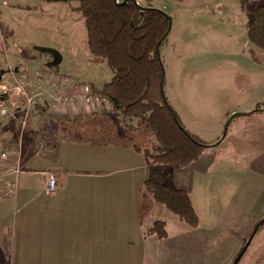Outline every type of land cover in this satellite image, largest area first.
<instances>
[{
  "label": "crops",
  "instance_id": "0c3cea01",
  "mask_svg": "<svg viewBox=\"0 0 264 264\" xmlns=\"http://www.w3.org/2000/svg\"><path fill=\"white\" fill-rule=\"evenodd\" d=\"M155 1L146 7L162 9ZM243 1L200 0V3L207 9L212 6L210 11L216 19L231 20L233 15H239L238 5ZM244 3L249 4V0ZM247 15L250 16L249 13ZM245 40L237 45H240L239 57H245L246 61L244 64L234 63L232 70L236 77L219 78L217 92L220 89L221 94L216 98L221 103V111L202 114L217 115L219 118L215 123L219 126L218 130L226 125L232 113H243L240 116L250 118L234 121L229 136L219 140L217 145L207 149L208 153L188 166L184 184L171 183L175 179L173 176L169 183L175 187H185L191 193L194 174L210 172L216 166L218 179L241 180L235 186L236 193L253 194L250 200L252 204L249 200L242 203L246 205V210H251L256 196L254 180L256 177L264 179L263 175L257 174L264 164V139L252 140L249 129L264 127V79L256 83L259 85L257 88L250 89L252 82L238 77V74L246 75L247 68L251 66L257 72H262L261 69L264 72V50L251 43L247 36ZM41 48L44 47L30 52L27 59L24 53L17 51L12 56V63H17L0 73V84L12 86L11 82L20 81L27 87L26 95H14L9 100H4L0 92V150L13 149L8 162L0 170V180L5 172L11 171L10 168L14 169L17 165L21 168L17 196L14 199L0 196V253L10 251L11 246L14 255H49V264H54L53 255H71L75 261L73 264H91V191L96 198L92 208L97 224L101 222L102 212L105 215L103 220L115 223L117 219L123 220L122 213L128 214L129 209L139 218L144 232L156 220L147 213L149 207L156 203L151 204L153 200L145 191L144 182L149 166L144 150L148 143L157 140L146 121V115L126 116L106 105L74 103L55 106L51 95L58 87L48 84L46 73L42 70L58 64L50 62L51 56H42ZM22 59L24 62H21ZM95 61L105 62L91 54V62ZM26 67L35 73V77L29 75V82L21 77ZM74 80L78 81L76 78ZM105 82L97 84L91 81L90 84L100 89ZM29 88L34 89L33 94H40V101L33 107L27 101L32 98ZM21 99L20 107H15ZM259 105L261 109L257 113H248L255 111ZM252 123L256 126L249 128ZM219 137L220 134H216L202 139L212 143ZM216 147L219 153L216 151L214 160L206 157L208 155L205 154H213ZM51 173L56 181L53 191L47 187ZM111 202L118 205L120 212L114 218L110 212L117 208ZM9 226L12 230H9ZM247 230L242 231V237Z\"/></svg>",
  "mask_w": 264,
  "mask_h": 264
},
{
  "label": "rangeland",
  "instance_id": "374dc122",
  "mask_svg": "<svg viewBox=\"0 0 264 264\" xmlns=\"http://www.w3.org/2000/svg\"><path fill=\"white\" fill-rule=\"evenodd\" d=\"M139 2L145 7L154 4L153 0L152 2L139 0ZM156 2L171 17V30L160 52L164 65L166 96L177 109L183 124L193 133L201 138L220 134L218 140L215 139L216 141L210 143L213 145L224 136L226 125L218 130L219 126L215 121L219 117L202 113L221 111V103L216 98L221 94L220 89L217 92L220 87L219 78H235L236 73L232 70L235 68L234 63L244 64L246 61L245 57H239L240 45H237L238 42L246 41V23L249 20L247 13L250 14L258 4L264 3V0H249V4L244 3V0L238 5L239 15H233L231 20L216 19L210 11L213 7L205 8L200 0H156ZM78 4V0H0V73L17 63H12V56L17 51L24 53L27 59L30 52L36 51L38 47H44L55 51H44L41 53L42 56H51L53 61L50 62L58 64L56 67L46 66L42 70L46 73L49 85L52 81L49 82L48 77L52 70L56 71V74L72 77L69 78V84L72 82L90 84L91 81L101 84L108 81L112 73L107 63L91 62L85 21L80 12L75 10ZM21 62L24 60L22 59ZM251 68H247L249 70L246 75L238 74V77H244L252 82L249 85L250 89L257 88L259 85L256 83L264 79L262 69V72H257V69ZM29 75L35 77L34 70L31 72L28 67L24 68L21 77L29 82ZM75 78L78 81H72ZM19 82H11L10 85H17ZM30 90L32 98L27 101L31 102L33 107L40 101L38 100L40 94H37L39 92L33 94L34 89L30 88L29 93ZM58 90L61 91V86ZM24 95L26 94L19 96ZM21 101L22 99L15 107H20ZM260 107L261 105L256 107L254 112L248 113H257L256 110L259 111ZM249 118L250 116L233 118V124L229 125L227 135H230L234 121ZM146 121L148 122V119ZM252 126L256 125L252 123L249 128ZM253 129H249L252 140L264 139V127ZM1 144L0 142V147ZM159 146L158 141L150 142L145 146L144 152L152 156L150 162L154 165L157 163H154L153 156L158 154ZM207 149L202 155L208 151ZM217 149L216 147L213 154H205L208 155L206 157H212L211 160H214L216 151L219 153ZM229 154L231 155L232 152L230 151ZM262 165V169L257 168L259 170L257 174L264 176V164ZM187 168L188 166H167L162 171L164 181L169 183L173 176L175 179L171 183L184 184L187 180ZM10 169L13 170V167ZM237 182L240 183L241 180L218 179L216 166L210 172L194 174L190 197L200 221L197 227L189 226L164 205L156 203L145 188L153 200L151 204L156 203L153 207H149L148 216L166 221L168 232L166 237L146 235L149 227L144 232L139 218L135 217L130 209L128 214L122 213L123 220L117 219L115 223L103 220L105 215L102 212L101 222L97 224L92 208L96 198L92 196L91 191V264H232L255 225L264 218V179L260 180L256 177L254 180L256 196L253 205L250 206L251 210H246V205L242 203L250 201L253 194L247 196L241 192L236 193ZM91 186H93L92 180ZM5 202L12 203L9 200ZM111 203L114 208L118 207L114 202ZM138 208L137 206V212ZM110 215H113V218L119 216L118 208L114 209L113 213L110 212ZM247 228L242 237V231ZM9 230H12L11 226ZM104 233L106 235L102 236ZM11 249L10 246V251L0 253V264L50 263L47 262L49 255H14ZM52 257L54 264L75 262L71 259V255ZM239 264H264V224L259 228Z\"/></svg>",
  "mask_w": 264,
  "mask_h": 264
},
{
  "label": "trees",
  "instance_id": "16d2710c",
  "mask_svg": "<svg viewBox=\"0 0 264 264\" xmlns=\"http://www.w3.org/2000/svg\"><path fill=\"white\" fill-rule=\"evenodd\" d=\"M78 2L75 10L84 18L88 49L95 58L105 61L112 73L109 81L100 89L93 87V91L108 98L112 107L126 116H147L160 146L153 156L157 165L144 152L149 166L145 188L156 203L197 227L200 221L189 191L165 182L162 174L167 166H190L212 146L186 128L165 93L160 52L171 30V19L163 10L139 6L135 0ZM246 31L248 40L264 50V3L250 13ZM44 51L49 52L41 53ZM232 120L220 140L226 137ZM166 226V221L156 219L146 235L166 237Z\"/></svg>",
  "mask_w": 264,
  "mask_h": 264
},
{
  "label": "built area",
  "instance_id": "2783aa9c",
  "mask_svg": "<svg viewBox=\"0 0 264 264\" xmlns=\"http://www.w3.org/2000/svg\"><path fill=\"white\" fill-rule=\"evenodd\" d=\"M56 71L52 70L49 78V82L54 87H58L53 93L52 99L55 106L84 103L91 106L106 105L111 106V102L103 95L97 94L93 91V86L89 83L72 82L69 84V77L62 74H56ZM19 82V81H18ZM61 86V91H59ZM24 82H19L17 85L8 86L6 84H0V92L5 96L6 100L12 99L14 95L26 94ZM4 99V100H5ZM2 103H0V107ZM13 151L11 148L0 150V170L8 162L10 154ZM21 172L20 165H17L10 172H5V176L0 180V196L4 199H14L18 193V176ZM56 181L54 174H49L48 189L53 191L56 187Z\"/></svg>",
  "mask_w": 264,
  "mask_h": 264
},
{
  "label": "water",
  "instance_id": "95a60500",
  "mask_svg": "<svg viewBox=\"0 0 264 264\" xmlns=\"http://www.w3.org/2000/svg\"><path fill=\"white\" fill-rule=\"evenodd\" d=\"M63 1H67V0H63ZM127 0H123V2H126ZM136 3L139 5V6H142L140 5L137 0H135ZM169 16V15H168ZM169 18L171 19V17L169 16ZM170 29H171V26H170ZM41 50H47V51H51V49H48V48H41ZM3 98L5 99V96L3 95ZM243 113H239V112H235L231 115L230 117V120L235 118V117H238L240 115H242ZM229 120V121H230ZM228 121V123H229ZM228 123H226V127H225V133H226V130H227V126H228ZM224 133V134H225ZM218 143H215L213 144L212 146L214 145H217ZM264 224V218L261 219L254 227L253 231L251 232L247 242L245 243V245L243 246V248L241 249V251L239 252V254L237 255V257L234 259V261L232 262V264H239V262L242 260L244 254L246 253V251L248 250L249 246L251 245L252 241H253V238L255 237L256 233L258 232L259 228L261 227V225Z\"/></svg>",
  "mask_w": 264,
  "mask_h": 264
}]
</instances>
